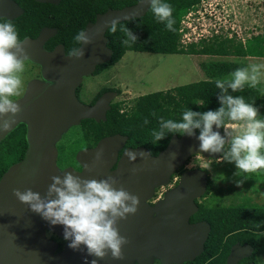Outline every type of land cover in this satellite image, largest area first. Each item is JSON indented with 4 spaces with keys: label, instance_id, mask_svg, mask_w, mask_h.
<instances>
[{
    "label": "water",
    "instance_id": "1",
    "mask_svg": "<svg viewBox=\"0 0 264 264\" xmlns=\"http://www.w3.org/2000/svg\"><path fill=\"white\" fill-rule=\"evenodd\" d=\"M59 3L60 0H39ZM12 7H14L12 5ZM150 3L139 0L135 4L121 8H109L97 13L94 21L86 24L84 31L92 37L93 43L79 45L83 47L84 57L70 56L71 72L60 85L54 88L50 84L34 80L29 84L27 92L15 100L21 107V113L15 123L7 131H0V142L20 123H26V139L28 147L23 159L11 164L0 178V264H90L97 259L98 264H183L193 261L205 247L211 231L206 220L192 222L190 218L199 208L196 200L207 191L209 173L202 167L185 170L176 185L167 189L162 198L153 204L148 201L155 196L156 189L169 185L173 174L184 166L196 154L207 158L218 159L220 153H198V133L193 135L171 136L165 148L157 154H151L148 148L139 146L125 148L118 158L120 149L125 144L126 135L115 133L101 138L93 147L78 152L82 164L81 171L67 167L61 170L57 165L56 143L67 129L78 124L81 118L106 120L110 102L116 93L106 91L93 104H82L75 96L74 87L84 75L90 76L99 64L111 60L113 49L108 46L106 32L114 19L126 20L133 13L136 17L144 16ZM10 10L7 0H0V15H7ZM108 21L109 25L104 26ZM43 29L34 42H44L49 34ZM30 38L22 43L23 47ZM78 47V48H79ZM25 49V47H24ZM28 54V53H27ZM30 56V54L28 55ZM7 116L0 117L2 120ZM225 137V131L213 126ZM127 151L150 152L144 158L138 156L130 162ZM97 153L100 159L97 160ZM117 166L111 169L113 164ZM133 168L142 171L133 174ZM78 175L84 179H106L115 177L130 193L140 198V205L135 215L119 220L117 227L129 243L123 246V259H113L111 253L104 259L87 256L86 249H71L66 241L62 251L55 253L57 243L45 235V229L56 228L44 220L41 215L32 212L13 194L14 189L24 191L32 189L42 196L46 194L52 183L53 175L63 176L66 173ZM59 231L63 226L58 225ZM254 246L250 243H234L226 259V264H238L240 260L252 256ZM246 264H256L250 261Z\"/></svg>",
    "mask_w": 264,
    "mask_h": 264
},
{
    "label": "clouds",
    "instance_id": "2",
    "mask_svg": "<svg viewBox=\"0 0 264 264\" xmlns=\"http://www.w3.org/2000/svg\"><path fill=\"white\" fill-rule=\"evenodd\" d=\"M146 2L150 3V10L158 22L165 23L167 30L176 31L170 4L163 0ZM137 15L133 13L125 19L134 20ZM119 23V20H112L108 30L115 33ZM108 25L109 22L105 21L104 26ZM121 31L127 37L123 41L125 45L137 40L128 27L121 28ZM73 39L77 45L93 43L92 37L84 30L79 31ZM84 55L83 47L73 48L70 53L71 57L76 58H83ZM28 59L14 25L11 22L0 23V117H8L0 122V131L9 130L22 111L12 98L21 94L25 61ZM262 69L264 64H250L237 68L224 79H217L215 85L219 89L221 106L215 111L185 110L180 121L161 118L159 129L152 131L154 143L163 140L167 133L191 136L193 129H199L198 153L223 151L221 160L235 163L238 169L236 176L264 170V120L257 118L259 110L254 103H246L244 97L229 94V90L238 92L245 85L256 89L264 76ZM226 121L239 124L240 130L234 134ZM145 123L148 121L145 120ZM214 125L224 129L225 137L219 131H213ZM226 141L229 144L227 150ZM125 154L134 163L138 156L144 158L150 152L127 151ZM100 155L97 153V160ZM131 171L136 174L142 169L133 168ZM51 181L43 196L30 188L24 191L14 189L13 194L51 225L63 226L64 239L71 249L80 251L83 246L87 256L104 259L110 252L113 259H123L122 249L129 240L120 234L117 224L119 220L137 213L140 198L122 185L116 187L119 181L113 176L101 180L84 179L68 172L62 177L53 175ZM85 264H89L87 257ZM90 264H98V260L92 259Z\"/></svg>",
    "mask_w": 264,
    "mask_h": 264
},
{
    "label": "trees",
    "instance_id": "3",
    "mask_svg": "<svg viewBox=\"0 0 264 264\" xmlns=\"http://www.w3.org/2000/svg\"><path fill=\"white\" fill-rule=\"evenodd\" d=\"M138 1L61 0L58 5L60 23L63 25L66 22L71 23L75 16H78L81 18L80 27L83 30L88 22L95 20L97 13H102L109 8L132 5ZM163 2L172 6V18L175 20L176 31L167 30L166 24L158 22L150 8L142 17L121 21L115 33L110 30L106 32L108 46L113 49L111 60L99 64L93 74H98L107 66L117 63L129 50L160 54L264 57V36L262 35L254 36L245 42L235 41L234 38L228 36L213 35L207 39L184 45L181 42V20L188 12L196 10L202 0H163ZM123 27H128L137 37L134 43L130 42L127 45L123 43L127 39L121 31ZM63 33L66 34L64 41L73 39L72 33L63 31L60 26V34L63 35ZM241 67L244 65L233 61L203 62L201 68L206 78L170 89L139 95L133 99L128 116L117 115L123 102H115L107 111L106 120L97 122L87 118V133L91 140L88 141L89 145L96 143L104 135L120 132L128 135L130 145H143L152 154H157L166 147L171 136L174 135L167 133L163 140L154 143L152 131L159 129L161 118L180 121L183 112L188 109L197 112L217 110L221 105L218 100L219 89L216 88L215 81L228 77L231 72ZM260 87L259 84L256 89H251L245 85L243 90L238 92L229 90V94L244 97L246 103H254L259 110L257 118L264 120V105L260 98ZM145 120L148 123H145ZM226 123L234 122L226 121ZM222 130L224 131L223 128ZM196 131L199 134V129ZM177 135L181 134L177 133ZM27 147L26 127L20 123L0 142V178L11 164L24 158ZM212 188V181L209 178L207 191L202 197L209 195ZM196 202L199 208L191 216V221L206 220L211 225V231L205 242L204 251L193 261H187L184 264H226L230 248L237 241L254 246L252 256L244 258L240 264L255 259L261 247L257 235L264 231V204L253 202L248 196L240 197L237 202L227 205L200 201V199Z\"/></svg>",
    "mask_w": 264,
    "mask_h": 264
},
{
    "label": "rangeland",
    "instance_id": "4",
    "mask_svg": "<svg viewBox=\"0 0 264 264\" xmlns=\"http://www.w3.org/2000/svg\"><path fill=\"white\" fill-rule=\"evenodd\" d=\"M216 1L224 4V9H228L229 11H221L222 14H219L218 11L215 12L217 8L215 6ZM206 2L203 7L207 9V12H211L212 17L214 18L215 16V19L221 24H223L226 17V25L229 27L228 35L231 32L230 25L235 27V30L232 32L234 33V37L241 41L258 32L264 33V0H210ZM201 7L199 5L196 10L192 11L191 21H194L200 28L204 27L202 24L209 28L210 23L213 22L208 16L198 19L200 17L198 11ZM230 9L235 12V18L231 23H229L226 15L230 12ZM232 16L234 15L232 14ZM223 31L225 32L226 30ZM236 39L235 41H238ZM220 60L241 63L244 67L250 64H264V57L160 54L129 50L117 63L107 66L98 74L87 76V100L102 85L106 84L107 80L111 79L119 82L120 84L118 85L125 91L121 96L115 98L114 101H126L127 105H131L133 99L139 95L170 89L174 86L206 78L201 68V63ZM262 72H264V69H262ZM260 85V98L264 105V76L261 78ZM228 124L230 125V131L234 134L240 130L239 124L235 122ZM228 147L229 144L226 141L225 149L227 150ZM221 157L211 159L201 154L194 155L173 174L169 185L156 189L154 198L148 202L153 204L162 198L167 189L176 185L175 183L179 181L181 174L185 170L202 167L209 173L213 188L211 193L204 198L201 197L200 201L227 205L237 202L240 197L248 196L253 202L264 204V170L258 173L236 176L235 173L238 169L235 163L223 161ZM257 238L261 243V247L255 255L254 260L258 264H264V231L258 233Z\"/></svg>",
    "mask_w": 264,
    "mask_h": 264
},
{
    "label": "flooded vegetation",
    "instance_id": "5",
    "mask_svg": "<svg viewBox=\"0 0 264 264\" xmlns=\"http://www.w3.org/2000/svg\"><path fill=\"white\" fill-rule=\"evenodd\" d=\"M202 1H210V0H202ZM7 2L9 4L10 10L8 11L7 15H0V23L11 22L14 25L15 30L17 31L18 37L21 42H23L27 37L30 38L28 41H26V44L24 46L26 52L28 53V55L30 54V56L29 59L25 61V72L23 73V84L21 88V94L17 97H13L12 99L16 100L22 97L27 92L29 84L34 80H38L42 83L50 84L52 88H54L55 85L57 87L58 84L60 85L61 80L63 82L66 79L69 71L71 72V64H70L71 50L73 48L79 47V45L74 43V39L67 41L63 40L64 35L66 34L65 33H63V35L60 34V26L62 27L63 31L71 32L74 38L75 35L77 34L76 32L81 30L80 27L82 23L81 18L75 16L73 22L72 21L71 23L66 22V24L63 25L60 23V19H59V11H58L59 3L39 1V0H7ZM12 5L14 7H12ZM215 6L217 7L215 12L218 11L219 14H222L221 11L222 12L229 11L228 9L226 10L224 9L225 5L222 4L221 2L216 1ZM26 12L29 13L28 16ZM232 14L234 16H232ZM226 15L228 17L229 23H231V21L234 20L235 18V12L232 9H230V12L227 13ZM43 29L47 30L46 33L49 34L48 38L42 43H36L32 41L39 36L40 32ZM223 30L226 31L224 32ZM230 30H231V32H229L230 35H228L229 27H223L220 30V32L216 35L220 37L228 36L230 38L236 39L234 37V33H232L233 30H235V27L230 25ZM258 35L264 36V33L258 32L254 35H251L250 37L243 40V42ZM211 56H219V55H211ZM118 84L120 83L117 81H113L111 79L107 80L106 84L102 85L97 90V92L89 100H87V75H84L81 81L77 82V84L75 85L74 93L82 104L85 105L93 104L99 98V96H101V94H103L106 91L115 92L116 93L115 98L121 96L125 91ZM114 99L110 102L111 105L114 104L115 102H122V101H114ZM126 103H127L126 101L122 103V107L117 112L118 116L120 117H122L123 115L128 116V114L130 113L132 104L127 105ZM90 119L97 121L95 118H90ZM23 124L25 125L27 131L26 123ZM115 133H119L127 136L125 144L120 149L118 158L121 157V154L125 148H136L139 146H143V145H135V146L130 145L128 143L127 134L120 132H115ZM88 141L91 140L90 137H88L87 117H85V118H81L78 124H74L70 126L67 129V131H65L61 135L58 142L56 143L58 167L61 170L70 167L75 171H81L83 166L78 159V152L82 150H87V148L95 146L98 142L97 141L96 143L89 145ZM116 166H117V162L113 164L111 169H114ZM177 182L175 184H177ZM54 227L56 228V230L46 228L45 235L46 237L53 239L57 243V247L55 250V253H57L64 249L66 245V240L64 239L63 229L62 231H59L60 228H58V225ZM242 260H240L238 264H240ZM250 261H254L256 264H258L255 260H249L246 263ZM133 264H139V263L135 261ZM153 264H160V262L156 260Z\"/></svg>",
    "mask_w": 264,
    "mask_h": 264
},
{
    "label": "built area",
    "instance_id": "6",
    "mask_svg": "<svg viewBox=\"0 0 264 264\" xmlns=\"http://www.w3.org/2000/svg\"><path fill=\"white\" fill-rule=\"evenodd\" d=\"M206 3H207L206 1H202L201 4L202 7L198 11L200 13V17H198V19L201 18L203 19L206 18V16H208V18L211 19L213 23H210L209 28L204 24H202L204 27L200 28L194 21H191L192 20L191 16L193 12L192 11L188 12L185 15V17L181 20V24H180V32L182 33L181 42L184 45L192 42H197L200 39H205V38L207 39L213 35L218 34L220 32V28L227 27L226 17L223 24H221L219 21L215 19V17L214 18L212 17V13L207 12V9L203 7Z\"/></svg>",
    "mask_w": 264,
    "mask_h": 264
}]
</instances>
